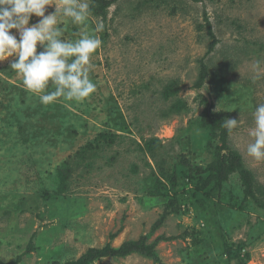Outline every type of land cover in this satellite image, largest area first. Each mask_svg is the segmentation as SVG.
<instances>
[{"label": "rangeland", "instance_id": "rangeland-1", "mask_svg": "<svg viewBox=\"0 0 264 264\" xmlns=\"http://www.w3.org/2000/svg\"><path fill=\"white\" fill-rule=\"evenodd\" d=\"M98 21L97 88L81 103L45 107L10 68L14 57L0 61V259L64 263L162 235L160 263L133 253L90 264H264V160L246 151L264 104V0H116L89 27ZM77 32L69 23L62 38ZM201 61L208 71L196 88ZM202 97L239 120L228 145L261 207L237 173L202 187L219 143L200 121Z\"/></svg>", "mask_w": 264, "mask_h": 264}, {"label": "clouds", "instance_id": "clouds-1", "mask_svg": "<svg viewBox=\"0 0 264 264\" xmlns=\"http://www.w3.org/2000/svg\"><path fill=\"white\" fill-rule=\"evenodd\" d=\"M92 0H0V61L14 57L10 68L22 78L26 92L37 96L47 107L61 102L81 103L97 88L90 79L94 65L92 56L102 46L96 33L104 30L102 21L89 27ZM54 11L46 15L50 6ZM33 16L38 17L30 24ZM79 27L75 40L63 39L67 25ZM15 29L16 34L11 30ZM18 34V35H17ZM42 51H37V46ZM260 71V62L255 65ZM51 85L54 90L46 91ZM254 127L249 135L253 142L247 145V155L254 160H264V104L252 113ZM239 120L227 118L223 127L229 134Z\"/></svg>", "mask_w": 264, "mask_h": 264}, {"label": "trees", "instance_id": "trees-1", "mask_svg": "<svg viewBox=\"0 0 264 264\" xmlns=\"http://www.w3.org/2000/svg\"><path fill=\"white\" fill-rule=\"evenodd\" d=\"M115 1L116 0H92V15L99 16L101 19H104L106 17L108 7ZM204 18L206 20L208 33L213 39L212 43L209 45L210 51L216 44V41L211 29V24L208 21L206 15ZM207 71L208 69L206 65L203 61H201L198 77L194 84L196 88L202 87L207 75ZM200 103L203 105L200 121L204 126L210 128L216 134L219 141L218 145L214 147V158L209 165L208 173H210V175L205 178L204 185L202 187H205L204 189H206V185L210 186V183L213 182V179L215 182H217V187H222L225 185V182L229 180L232 174L237 173L240 180V185L243 187V196L245 198L252 199L257 206L261 207V204L258 202L253 189V178L250 172L245 169L241 156L228 145L229 132L222 126L224 120L227 119L226 113L224 111H214L207 98L202 97ZM189 172V175L192 176V171L189 170ZM183 183L184 182L181 183V187L182 190L185 191L187 189V185ZM206 196L209 197L208 194ZM164 219L165 214L163 212L154 223L153 228L160 227V225L164 222ZM161 240H167V237H163L161 235L156 237V239H154L151 243H147V236L142 235L136 240L134 239L124 241L116 247H113L110 244H107L101 248L91 247L77 259L67 260L64 263L53 262L51 264H90L92 261L102 257L123 258L133 253L150 258L153 262L160 263V258L155 251V246ZM19 259L20 257L10 261H3L0 259V264H19Z\"/></svg>", "mask_w": 264, "mask_h": 264}]
</instances>
